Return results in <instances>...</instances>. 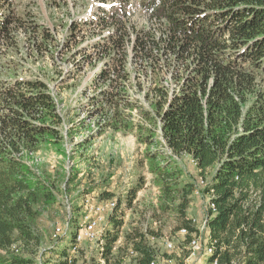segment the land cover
<instances>
[{
  "label": "trees",
  "instance_id": "1",
  "mask_svg": "<svg viewBox=\"0 0 264 264\" xmlns=\"http://www.w3.org/2000/svg\"><path fill=\"white\" fill-rule=\"evenodd\" d=\"M13 1L0 0V8ZM138 1L145 22L141 27L130 20L132 0L96 15L99 23L113 28L106 41L123 53L119 57L123 63L108 65L113 74L103 70L95 80L112 90H103L98 102L109 107L100 111L108 125L125 119L119 109L129 106L126 61L135 60L144 73L159 80L170 73L175 88L154 83L147 96L154 104L153 119L160 123L163 144L175 156L191 157L201 177H210L205 192L210 197L207 225L214 254L207 264H264V0ZM24 22L14 12L4 15L0 44L14 52L10 25L20 27ZM35 25L48 40V31ZM37 45L35 51H40ZM60 121L56 100L42 80L0 81V252L4 251L0 264H36L41 240L33 231L35 205L40 199L51 203L55 193L39 178L30 177L20 156L36 151L46 137L56 136L54 125ZM147 142L149 137L143 140ZM168 162L151 164L163 190L158 210L176 215L178 229L188 230L187 242L199 232L187 219L195 186H179ZM136 195L133 190L129 204ZM114 197L110 192L102 194V200ZM117 203L120 208L121 199ZM108 220L103 235L107 263L124 255L113 252L123 223L114 214ZM161 230L146 234L134 227L124 234L126 245L139 255L134 264H150L156 257L150 235L158 237ZM19 243L22 250L16 255L12 247ZM67 251L58 254L57 264H69Z\"/></svg>",
  "mask_w": 264,
  "mask_h": 264
},
{
  "label": "rangeland",
  "instance_id": "2",
  "mask_svg": "<svg viewBox=\"0 0 264 264\" xmlns=\"http://www.w3.org/2000/svg\"><path fill=\"white\" fill-rule=\"evenodd\" d=\"M123 1L14 0L10 7L3 4L0 8V19L14 12L26 20L20 27L10 25L13 30L11 45L14 52L0 44V81L9 82L14 78L42 80L55 98L61 115V121L54 125L56 136L46 137L36 151L25 152L20 156L30 169V177L39 178L46 189L55 193V199L51 203L40 199L35 205L37 215L32 221L33 231L41 240L34 256L36 264H57L60 252L72 250L75 230L81 224L87 199L90 203L93 200L95 204L121 199V207L117 203L116 211L105 216L100 229H105L103 234L107 233L108 219L112 214L123 223L118 229L119 239L113 252L118 254L122 251L124 255L119 260L111 257L107 263L103 254L105 246L101 250L97 244L85 241L80 244L78 252L70 251L69 264L75 260L77 264H134L139 255L133 246L126 245L124 237L134 227L146 234L149 230L162 229L158 237L150 235L156 253L153 260L156 259L158 264H207L211 258L206 250L196 257L191 256L190 252V242L195 237L202 240L203 248L214 244L207 225L210 197L205 192L210 177H201L200 170L191 157L175 156L163 144L160 123L153 119L154 104H151L147 96L154 83L164 84L170 90L175 88L171 82V74L166 73L159 80L151 72L144 73L146 71L141 70L143 66L135 60L130 59V63L126 61L124 70L130 73V81L126 82L129 106L119 109L125 119L120 122L115 120L114 125H108L106 117L100 111L109 107L98 102L102 101L103 90H112L107 84L96 83L95 80L103 74V70L113 74L110 66L114 61L121 62L123 53L119 54L120 51L112 49L106 41L113 28L99 23V15H96ZM130 6L131 22L137 27L143 26L145 22L138 8V0H132ZM35 24L48 31V40L42 38V31ZM36 43L42 48L40 51H35ZM98 43H101L99 50L95 49ZM11 67L14 69H8ZM148 113L150 117L145 116ZM148 137L149 142L143 143ZM153 154L158 158L154 159ZM167 162L170 172L176 174L179 186H195L187 219L194 223L199 232L192 234V239L187 242L188 230L184 228L187 232L182 233L184 229H178L181 223L173 217L176 215L161 214L158 210L163 190L157 184V175L151 170V164L157 167L166 165ZM133 190L137 195L129 204ZM105 192H110L115 197L112 200H102ZM154 211L156 218L153 217ZM134 214L136 218L133 219ZM135 222L138 226L131 227ZM56 227H66V234L58 240L53 239ZM103 234L101 233V240H105ZM169 242H173L174 249L167 250ZM21 245L22 243L13 246L18 249L17 252L12 247L16 255L21 253ZM120 248L126 249L124 251ZM130 250L134 253L130 254Z\"/></svg>",
  "mask_w": 264,
  "mask_h": 264
},
{
  "label": "bare ground",
  "instance_id": "3",
  "mask_svg": "<svg viewBox=\"0 0 264 264\" xmlns=\"http://www.w3.org/2000/svg\"><path fill=\"white\" fill-rule=\"evenodd\" d=\"M201 179V178H200ZM205 180V179H204ZM203 181V180H202ZM199 183V182H198ZM202 185V184H201ZM204 185V184H203ZM202 189V188H201ZM203 190V189H202ZM95 199V198H94ZM91 200V199H90ZM96 200V199H95ZM94 200V201H95ZM96 203H97V200H96ZM85 205H86V210L84 211V214H83V217H82V220L81 221V224L79 226L78 229H76V233L74 234L76 237L74 238L75 240L73 241V243L71 244L72 245V250L71 249H68V262L70 261V251L72 252H76L78 250L79 247H81V243L85 242V241H88V242H91L92 244L95 243L97 244V246L100 247V249L102 250L105 246V241L104 239L101 240V233L103 234V232H105V229H100V228H93V226L95 225V222H94V215H93V210L97 211V212H103V213H114L117 209V201H106L104 203H101V204H95L93 203V200L91 201V203L89 202V199H87L85 201ZM214 207V206H213ZM215 208V207H214ZM119 209V208H118ZM72 212V211H71ZM128 212V211H127ZM215 212V211H214ZM111 215V214H110ZM120 218V217H119ZM103 221V220H102ZM194 224V223H193ZM70 225V223H69ZM105 228V227H104ZM202 229V228H201ZM200 229V230H201ZM73 232V231H72ZM187 230H183L182 233H186ZM207 235H208V232H206ZM66 234V227L63 228V227H56V229L54 230V233H53V239L55 240H58V238H61L62 236H64ZM68 234H71V233H68ZM81 234V238H82V242H80V238H79V235ZM105 234V233H104ZM103 234V235H104ZM70 236V235H69ZM73 236V235H72ZM187 236V235H186ZM195 236V235H194ZM152 240V239H151ZM153 240H156V237H153ZM202 240L199 238V237H195L191 243H190V252H191V255L194 253V252H198V255L201 254V251H204L206 250V254L212 256L214 254V251H213V248L212 246H208L206 248H203V245H202ZM158 242V241H157ZM207 242V241H206ZM121 243V242H120ZM166 243V242H165ZM208 244V243H207ZM80 245V246H79ZM210 245V244H209ZM70 246V244H69ZM68 246V248H69ZM167 246V245H166ZM207 246V245H206ZM18 247V246H17ZM169 248V249H168ZM168 248L167 250H170V249H174V244L173 242H169L168 243ZM13 249L17 252V248L16 247H13ZM99 249V250H100ZM20 250V249H19ZM178 250V249H177ZM78 252V251H77ZM171 252V251H169ZM177 252V251H176ZM15 253V252H14ZM101 253V252H100ZM99 253V254H100ZM129 253L133 254L134 252L132 250L129 251ZM73 254V253H72ZM75 254V253H74ZM70 255V256H69ZM138 255V254H137ZM131 256V255H130ZM133 256V255H132ZM168 261V260H167ZM169 262V261H168ZM150 264H158L156 259L153 260Z\"/></svg>",
  "mask_w": 264,
  "mask_h": 264
},
{
  "label": "built area",
  "instance_id": "4",
  "mask_svg": "<svg viewBox=\"0 0 264 264\" xmlns=\"http://www.w3.org/2000/svg\"><path fill=\"white\" fill-rule=\"evenodd\" d=\"M93 215H94V222H95V225L93 226V228H100L101 223L103 222L102 220L105 219V216L107 215V213L97 212L93 210ZM79 238H80V242H82L81 234L79 235ZM191 256L193 257L198 256V252H194ZM213 264H218V263L214 262Z\"/></svg>",
  "mask_w": 264,
  "mask_h": 264
},
{
  "label": "crops",
  "instance_id": "5",
  "mask_svg": "<svg viewBox=\"0 0 264 264\" xmlns=\"http://www.w3.org/2000/svg\"><path fill=\"white\" fill-rule=\"evenodd\" d=\"M134 218H136V215H135V214L133 215V219H134ZM111 226H112V225H111ZM134 226H138V223L135 222L131 227H134ZM131 227H130V228H131ZM130 228H129V230H130Z\"/></svg>",
  "mask_w": 264,
  "mask_h": 264
}]
</instances>
